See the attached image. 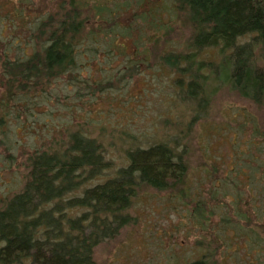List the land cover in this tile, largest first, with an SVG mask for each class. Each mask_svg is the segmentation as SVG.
Here are the masks:
<instances>
[{
  "label": "trees",
  "instance_id": "1",
  "mask_svg": "<svg viewBox=\"0 0 264 264\" xmlns=\"http://www.w3.org/2000/svg\"><path fill=\"white\" fill-rule=\"evenodd\" d=\"M9 3L16 6L10 17L9 44L18 41L19 35L28 37L26 45L32 54L24 57L19 52L11 59L18 64L19 74L7 76L21 78L22 86L31 81L32 95L48 91L56 78L66 75L69 83L99 86L90 75L93 69L100 70V64L92 68L98 63L121 60L122 67L137 73L151 69L153 61L178 72L176 83L190 101L200 102L203 97L207 103L203 84L209 79L203 71L214 75L218 70L214 61L208 64L198 58L217 50L221 67L229 71L227 82L217 91L228 87L258 111L264 110V0H175L173 12L186 15L191 30L192 51L185 55L168 51L169 28H149L153 35L137 32V21L146 28V13L128 15L129 22L122 24L120 11L129 13V2L122 6L118 0H59L56 10H45L44 17L39 10L33 15L32 0ZM9 3L0 1V7ZM110 3L116 4L114 8ZM155 8L150 16H158L162 23L161 12ZM125 42H132L134 50L128 52ZM12 68L9 63L7 70ZM84 69H89L87 80ZM110 69L101 71L103 77ZM83 139L82 146L69 140L63 150L61 143L53 142L47 151L35 153L24 190L0 203V264H99L97 250L136 225L131 212L138 196L144 191L172 192L186 182L188 168L182 155L157 144L129 152V165L116 177L83 187L84 181L99 178L109 169L102 144L90 157L92 142L89 137ZM239 203L231 197L234 217L226 207L219 211L224 214L202 210V204L194 208L190 215L194 229L187 238L193 245L191 254L200 258L188 261L169 252L172 256L160 264H264V200L258 205L250 196L244 206L247 211L240 210ZM212 216L219 217L217 225Z\"/></svg>",
  "mask_w": 264,
  "mask_h": 264
},
{
  "label": "rangeland",
  "instance_id": "2",
  "mask_svg": "<svg viewBox=\"0 0 264 264\" xmlns=\"http://www.w3.org/2000/svg\"><path fill=\"white\" fill-rule=\"evenodd\" d=\"M0 1L9 3V0ZM174 1L163 0L157 4L158 0H118L122 6L130 3L129 13L120 11L122 24L129 22L128 15L146 13V28L137 21V32L153 35L156 26H162L163 30L169 28L172 44L168 51L188 54L192 51L189 50L191 30L187 16L173 12ZM58 2L32 0L33 15L38 10L42 16L45 10H56ZM115 5L110 3V8ZM155 6L156 12H161L162 23L158 16H150ZM13 7L11 4L0 7V56L20 52L25 57L32 54V48L26 45L28 37L19 35L15 43L8 41L13 32L10 17L16 6ZM125 46L128 52L134 50L132 42H125ZM217 53V50H208L198 58L206 63L214 61L218 70L214 75L210 70L203 71L211 79L203 84L207 103L203 97H199L200 102L190 101L186 91L176 83L178 72L153 61L151 69L137 73L122 67L121 60L93 65L92 68L101 66L100 70L93 69L90 73L91 82L99 86L69 83L67 75L56 78L48 91L32 95L29 109L15 107L16 101L3 107L2 103L9 102L3 100L5 91L0 82V203L24 190L30 158L37 152L47 151L53 142L56 146L61 143L64 150L69 140L72 145L82 146L83 137H89L90 157L98 144H102L109 169L99 178L84 181L83 187H94L116 177L120 169L129 165V152L165 144L176 156L181 154L187 164L185 184L172 192L144 191L135 200L131 212L136 225L125 228L112 243L99 248L96 257L99 264H160L172 256L169 252L182 255L188 261L200 258L191 254L189 248L193 245L187 238L189 230L194 229L190 223L194 208L202 204V210L224 214L220 212L226 207L230 217H234L229 205L231 197L240 202L238 207L242 211H247L244 206L250 196L258 200V205L264 200L260 196L264 195V137H261L264 110L258 111L228 87L217 91L229 77ZM1 62L0 57V78L8 77L3 73ZM105 69L110 70L103 77L101 71ZM118 70H121L119 76ZM88 73L89 69H84L83 79L87 80ZM108 80L112 85H107ZM2 142L7 145L2 147ZM218 220V216H212L213 225ZM231 249L235 246L231 245Z\"/></svg>",
  "mask_w": 264,
  "mask_h": 264
},
{
  "label": "flooded vegetation",
  "instance_id": "3",
  "mask_svg": "<svg viewBox=\"0 0 264 264\" xmlns=\"http://www.w3.org/2000/svg\"><path fill=\"white\" fill-rule=\"evenodd\" d=\"M17 53H3L0 57L3 59V62H1V67L3 68L4 74L14 73L19 74V66L15 63L14 60H11L15 58ZM11 60V61H10ZM9 63L13 64V68L7 70V66ZM1 79V86L2 89H4V93H2L3 100H6L9 102L8 104L2 103L3 107L9 106L12 101H16L17 104L15 107H26L29 109V106H31L32 103V82H28L27 86L26 84L22 86L20 84L21 78L19 77H2ZM28 89V92L26 91ZM32 107V106H31ZM29 112V111H28ZM19 129H23L22 126L19 127ZM7 144L5 142H2V147H5ZM6 149H9L6 147ZM13 157L14 154H11ZM31 159V158H30Z\"/></svg>",
  "mask_w": 264,
  "mask_h": 264
}]
</instances>
